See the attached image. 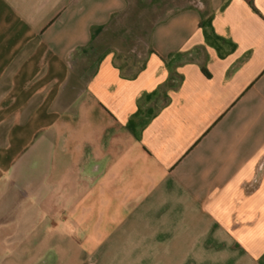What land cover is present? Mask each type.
Listing matches in <instances>:
<instances>
[{
    "label": "crops",
    "instance_id": "obj_1",
    "mask_svg": "<svg viewBox=\"0 0 264 264\" xmlns=\"http://www.w3.org/2000/svg\"><path fill=\"white\" fill-rule=\"evenodd\" d=\"M127 3L0 0V264L264 259V0Z\"/></svg>",
    "mask_w": 264,
    "mask_h": 264
},
{
    "label": "rangeland",
    "instance_id": "obj_2",
    "mask_svg": "<svg viewBox=\"0 0 264 264\" xmlns=\"http://www.w3.org/2000/svg\"><path fill=\"white\" fill-rule=\"evenodd\" d=\"M190 1L128 0L126 9L111 20L100 38L96 40V45L119 47L135 55L141 53L149 42L154 25L170 13L185 7ZM100 49L99 47L96 51ZM225 262L232 264L231 260ZM239 262V264H264V259L248 260L241 254Z\"/></svg>",
    "mask_w": 264,
    "mask_h": 264
},
{
    "label": "built area",
    "instance_id": "obj_3",
    "mask_svg": "<svg viewBox=\"0 0 264 264\" xmlns=\"http://www.w3.org/2000/svg\"><path fill=\"white\" fill-rule=\"evenodd\" d=\"M69 59L71 60L72 63L76 60V58L74 57L73 53H71V54L69 55ZM257 184H258V178H257V179H254L253 182H251V183L248 185V187H249V189L252 190V189H254V188L256 187Z\"/></svg>",
    "mask_w": 264,
    "mask_h": 264
}]
</instances>
